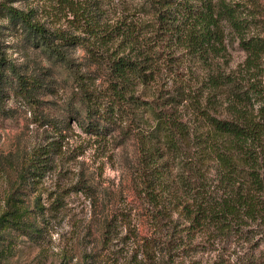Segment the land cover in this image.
Listing matches in <instances>:
<instances>
[{"label":"rangeland","instance_id":"rangeland-1","mask_svg":"<svg viewBox=\"0 0 264 264\" xmlns=\"http://www.w3.org/2000/svg\"><path fill=\"white\" fill-rule=\"evenodd\" d=\"M226 1L239 23L224 24L208 70L168 35L155 34L145 0H0L74 43L59 46L64 59L50 56L23 26L0 18V264H212L218 255L237 262L255 251L260 234L247 241L197 234L189 256L180 255L168 242V219L154 231L151 206L136 188L140 146L156 122L150 107H167L164 99L183 83L196 93L217 67L244 70L240 39L264 37V0ZM144 55L158 63L154 79L127 86L116 126L85 132L77 78L100 95L114 94L110 60ZM261 63L250 73L264 87Z\"/></svg>","mask_w":264,"mask_h":264},{"label":"trees","instance_id":"trees-1","mask_svg":"<svg viewBox=\"0 0 264 264\" xmlns=\"http://www.w3.org/2000/svg\"><path fill=\"white\" fill-rule=\"evenodd\" d=\"M256 2L251 0V5ZM145 3L154 15L155 34L168 35L170 42L198 56L208 70L212 66L207 57L219 44L224 24L239 23L238 10L226 0ZM0 16L23 26L27 40L34 44L39 40L50 56L64 59L59 46L74 44L13 7L0 5ZM240 47L247 54L244 70L226 73L217 67L201 80L198 93L189 83H183L174 95L164 99L167 107L151 106L156 122L145 137L146 143L140 146L137 193L151 206L154 231L160 233L161 220L168 219V242L173 250L180 255L188 252L185 256H189L197 234L225 241H247L260 234L255 251L248 257L230 262L218 255L212 264H264V251L259 252L264 245V87L255 72L250 73L260 69L264 61V37L241 38ZM140 57L118 56L110 60L112 89L116 90L111 95L96 93L76 77L78 101L86 112L78 126L85 132L100 135L116 126L123 118V101L130 98L127 86L132 81L154 79L158 63L151 55ZM169 261L166 264H186L181 259Z\"/></svg>","mask_w":264,"mask_h":264}]
</instances>
